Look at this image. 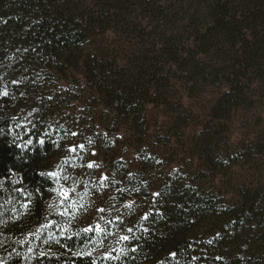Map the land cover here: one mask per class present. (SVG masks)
Instances as JSON below:
<instances>
[{
  "label": "trees",
  "instance_id": "1",
  "mask_svg": "<svg viewBox=\"0 0 264 264\" xmlns=\"http://www.w3.org/2000/svg\"><path fill=\"white\" fill-rule=\"evenodd\" d=\"M0 260L264 264V0H0Z\"/></svg>",
  "mask_w": 264,
  "mask_h": 264
},
{
  "label": "rangeland",
  "instance_id": "2",
  "mask_svg": "<svg viewBox=\"0 0 264 264\" xmlns=\"http://www.w3.org/2000/svg\"><path fill=\"white\" fill-rule=\"evenodd\" d=\"M149 117L151 119L153 128H155L156 126L160 125L161 121L164 119L165 115H166V111L164 108L162 107H153V106H149ZM240 129H238L239 131ZM240 132V131H239ZM236 138H239V136H236ZM161 148L164 150L165 155L167 156V160L169 161L170 166H177L178 163H176V160L178 159V157H180L181 159H183V152L185 150V148L181 145H175L173 141H170L169 143H167L166 145L161 146ZM186 159L180 160V162L182 163H186ZM103 173H106V171L104 170ZM0 264H3V262L0 260Z\"/></svg>",
  "mask_w": 264,
  "mask_h": 264
},
{
  "label": "snow or ice",
  "instance_id": "3",
  "mask_svg": "<svg viewBox=\"0 0 264 264\" xmlns=\"http://www.w3.org/2000/svg\"><path fill=\"white\" fill-rule=\"evenodd\" d=\"M92 167V165L91 164H89V168H91ZM129 231H131V229H129ZM124 239L125 240H127L128 239V237H124Z\"/></svg>",
  "mask_w": 264,
  "mask_h": 264
}]
</instances>
